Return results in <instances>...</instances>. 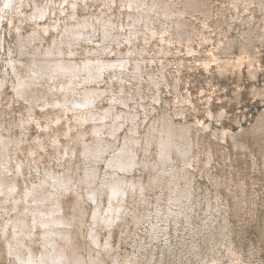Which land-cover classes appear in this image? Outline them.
<instances>
[{"label": "rangeland", "instance_id": "1", "mask_svg": "<svg viewBox=\"0 0 264 264\" xmlns=\"http://www.w3.org/2000/svg\"><path fill=\"white\" fill-rule=\"evenodd\" d=\"M110 1L111 5L113 4L111 9H106L100 2L90 1L89 5L92 8L91 10L88 9L90 14L93 12L101 13L105 9L106 13L117 17V20H125L126 26L131 19L127 16V10L135 16L139 15L138 10H131L130 8L125 10L121 0ZM125 1L127 2V0ZM169 1L174 3L178 10L192 7L191 13H188L189 15L187 14L184 20L186 25L182 23L181 26H178L174 16L166 17L162 9ZM173 1H149L151 4L159 5L158 8L156 7L158 12L152 13L155 18V27L158 31H163L164 26H171L169 35L163 37L150 35L148 45L146 40L140 41L141 43L138 41L135 46L136 49L140 47L137 53L133 50L130 53L128 46L121 47L123 53L119 52V48L112 51L113 48L111 47L108 49L112 51L111 53L106 51L103 54L109 59H115L126 54V56H131L132 59L140 62V68L137 70L134 65L135 61H133V70H125L122 81L115 78L116 73L111 74L116 91L119 90L117 86L121 83L125 88L126 94H122V96L125 98L126 104L111 103L109 98L112 95L102 90L103 97L96 102L98 108L111 106L113 111H119L122 115L128 111L139 112L138 117L125 121L124 127L119 132L117 131L115 137L109 136L110 141L114 139L116 145L110 151L113 152L118 147H122L124 137L133 134L130 129L138 131L136 136L141 134V136L153 138L154 134L158 133V128H163L166 123L171 126L187 127L186 139H181L190 148L188 156L190 164L186 166L188 168L187 173L182 172L185 167L184 163L179 160L180 154L174 152L172 155L177 158L175 164L180 165V173L176 174L175 179L178 184L177 188L190 190L193 194L192 198L194 201L196 200L195 203L198 208L196 209L199 213L196 214L194 231L203 229L199 233L206 232V226L200 219L206 215L210 217L208 214L212 209L214 218L216 217V220H220L221 224L227 226L225 229L222 228L224 230H220L226 234L232 232L229 233V237H226L237 250L236 264H264V145L260 137L257 136L263 130V126L262 128L260 126L264 123V1L255 0L256 3L254 0ZM60 3H66V0H56L57 6ZM84 3L81 4L85 5ZM32 5L34 6V3ZM33 6L27 8L29 14L35 10L38 11L36 6L34 7L35 10ZM240 9L241 11H239ZM88 10H84L82 7L78 8L81 16L89 17ZM231 11L233 12L231 13ZM144 13L146 12L144 11ZM51 16L54 17L53 14ZM104 16L105 14H102L103 18ZM97 24L99 23L97 22ZM254 24L255 26H253ZM23 32L26 40H28V35L34 34L30 26ZM42 34L44 35V32ZM19 40L16 29L5 20L0 26V68H3L2 73L5 69L4 64L8 63L6 57L11 55L9 48L12 47L13 50H16ZM52 40L51 35H45L44 41H47L46 43ZM3 43L6 45V52ZM87 43L88 41L83 39L82 45L79 46L78 44L74 54L66 49V52L69 53L58 55V57H61L62 62L72 63L70 60H75L78 62L75 64L82 65L90 51H87ZM107 43H112V41ZM114 45V47H118V44ZM19 57H27L25 50L19 54ZM42 57L44 56H39V58ZM110 68L112 67H108L107 72H112ZM129 68L131 67L129 66ZM10 71L11 77H14L11 69ZM142 73L143 75L140 76ZM41 74L44 77L43 80L33 85V91L32 89L28 91L32 95L31 100L19 95L11 84H5L2 89L3 92L0 93V134L8 136L12 140L9 142L7 157L3 159L4 153H0L6 167L3 169V177L10 185L15 186L14 196L21 197L15 203L13 200L4 202L3 196H0V264H14L15 261L21 264L18 261V254L14 256L9 253V243L18 248L20 254L29 252V250L23 251L24 245L11 238V232L7 231L4 234L2 230L8 219L23 216L25 195L31 188L41 189V184L44 183L45 178H50L48 177L50 174L52 177L59 176L69 179L71 177L76 183L81 184L82 203L78 205V208L83 206V216L81 215L82 217L79 218L76 215V219L79 218L78 222H75L74 227L71 226V229H68L71 230L70 244L83 258V264H122L115 262V257H120L122 262L127 255L132 256V254L142 255L140 259L143 261L151 260L158 261V263L161 261L165 264H178L179 261L175 257L183 256L181 245L178 243L181 239L179 237L187 235L188 232L185 229L186 223L183 222L185 219L182 221V218H179L177 224L173 221L167 222L165 219L163 221V233L160 234V236L163 235L162 238L159 236L158 239H153L152 237L153 226L158 224L157 217L163 214H160V211L165 209V212H168L173 204L170 201V194L171 190L176 187L175 183L168 180L169 174H164L163 171H157L155 168L152 169V165L161 159L156 138H153L154 144L152 143L150 146L145 144L143 147L140 145L136 147L139 149L137 159L141 163L146 160L148 164L146 167L138 164L126 173L132 182L137 183L135 191L125 195L124 200L121 198L120 201H113L115 204L119 202V206L125 204V212L120 210L115 217L111 218L110 216L107 219L108 223L111 220L114 221L113 227H108V223L103 221H101L100 226L95 224L100 231L99 240L103 248L100 245L95 246L91 241L90 233L92 230L90 225L95 220L93 218L95 204L88 198L87 183H82L79 179L86 176V169L92 167L93 164L84 155L85 142H95L91 131L92 124L80 122L73 111L66 110V107L68 108L70 105L69 103L63 106L65 97L73 98L77 95V90L73 89L75 86L57 81L56 77H49L42 72ZM150 75L155 77L160 75L161 83L157 86L158 88L153 85ZM142 77L147 78V81L142 80ZM45 78L51 83L54 82V86H51L54 87L53 93H48V99L53 104H44L39 93L42 89L51 91L49 88L45 89L47 88V84L45 86L43 84ZM15 79L17 78L15 77ZM101 80H104V82L101 81L103 90L109 86L106 81L110 85L112 84L110 75H106ZM89 85H94V82L89 83ZM37 89L41 90L37 91ZM77 89L79 92L82 91L81 88ZM56 92H66L65 96L62 95L61 102H58L59 105L53 100V94ZM70 107L72 106L70 105ZM82 111L85 113L84 110ZM146 112L149 115H146ZM108 121L110 122L111 119ZM242 129L243 131H241ZM149 133L150 135H148ZM111 152H108L107 155H113L114 152ZM107 170L113 171L102 160L98 166V173L102 178H98L94 184L104 188L100 189L104 190V195L102 194V198L99 197L98 199L103 202L101 205L105 207V211L104 209L103 211L106 216L108 214L107 207L110 206L109 202L111 201L107 194L110 189L103 187L102 179ZM118 173L125 175L121 170ZM155 177L156 179H154ZM50 181L54 182L55 179L51 178ZM139 189L144 192L141 196L136 194ZM82 198L85 199V203ZM78 200L75 192H68L60 198V205H64L68 218H73L74 203ZM159 203L162 204V207L157 211V204ZM218 207L221 213L216 210ZM171 208L176 209L175 207ZM58 215L60 216L61 213ZM8 226L10 230L12 225L9 224ZM95 226L92 225V227ZM43 230L44 228L41 226L36 228L31 242L30 238L26 237L33 251L38 254V259L42 251L46 249V245L43 244L44 236L42 233L40 234ZM169 235L171 236L169 237ZM191 235L192 233L189 236L190 242L204 245L203 234L197 235L195 238H192ZM216 236L215 244L220 238L222 241L224 240L225 244L229 243L226 237L224 239L221 235L218 236V232H216ZM58 240L59 242L62 241L61 239ZM108 240L112 244L109 245L111 247L109 252L106 248ZM181 240L183 241V239ZM219 247L222 248V251L226 249L223 245H219ZM141 248L143 249L140 250ZM68 250L71 251V249ZM211 251L209 250L206 255L207 260L212 259L214 252ZM98 255L100 259H91L95 256L97 258ZM197 260H193V264H199ZM226 261L227 264H230L228 259Z\"/></svg>", "mask_w": 264, "mask_h": 264}, {"label": "bare ground", "instance_id": "2", "mask_svg": "<svg viewBox=\"0 0 264 264\" xmlns=\"http://www.w3.org/2000/svg\"><path fill=\"white\" fill-rule=\"evenodd\" d=\"M90 1L94 3L100 2L102 5L105 6L106 9H111L113 5V4L111 5L110 0H81V1L66 0V3H60L59 6H57L56 0H43V1L42 0L41 1L40 0H0V26L6 20L11 24L12 27H14V29H16V31L18 32V37L20 38V40L18 41L19 44L16 43L17 44L16 50H13L12 47L9 48V52L11 55L9 57H6V60L8 59L7 61L8 63L4 64L5 69L3 70L4 71L3 73H2L3 68H0V93L3 92L2 89L5 84L8 85L11 84L15 88V90L19 93V95L23 96L25 99L31 100L32 95L29 94L28 91L30 89H32L33 91L34 90L33 85L38 84L39 81L43 80L44 77L42 76L41 72L44 75L47 74L49 77L52 78L56 77L55 79L57 81L65 82V84L70 83L73 86H75L73 87V89L75 88L77 90L78 92L77 95H75L73 98L65 97L66 100L63 106H66L69 103L72 107L68 105L69 107L68 108L66 107V110L73 111L75 113V117L80 122H89L92 124L91 131L95 139V142L94 143H89L88 141L85 142L84 155L85 158H88L89 161L93 164L92 167L86 169L85 171L86 176L84 178L81 177L79 181H81L82 183H87L88 198H90L95 204L94 206L95 211L93 216L95 220L90 225V228L92 230L90 233L92 237L91 241L95 244V246L96 245H100V247L103 246L102 244H100V240H99L100 231L96 228L95 224L100 226L101 221H103L104 223L105 222L108 223L107 219L110 216L111 218H113L115 217L118 211L120 210L124 211L125 204L122 205L120 204L119 206L118 205L119 202L115 204L113 201L114 200L120 201L121 198L124 200L126 197L125 195H128V193H133L136 189L137 183L132 182L131 179L126 175V173L130 172L138 164H141L143 167H146V165L148 164L146 160H144L141 163V161L137 159L139 157V149L136 148L137 145L143 147V145L147 144L148 146H150L154 141L153 138H156L157 139L156 145L160 149L159 152L161 154V159L160 160L158 159V161H156L155 164L152 165V169L155 168L157 171H163L164 174H169V177H167L168 180L171 181L172 183H175L176 187L173 190H171L170 201H172L173 203L171 207H175L176 209L173 210L170 207L168 212H165V209L160 211V214L161 213L163 214L157 217L158 224L156 226H153V233H152L153 239H158L160 234L163 233V228H164L163 221L165 219L167 222L173 221L177 224V222H179L178 219L182 218L181 219L182 221L183 219H185V221L183 222L186 223L185 229L188 232L187 235L179 237V239L180 238L183 239V241L180 239V241L178 242L181 245V250H182L181 253L183 254V256L178 255L175 257L176 260L179 261L178 264H185V262H187V264H193L194 263L193 260H197V259L199 264H227L226 259L230 261V264H236L235 260L238 259L237 250H235V248L231 244L232 242L227 238L229 237L230 232H228L227 234L224 233V231L222 232V230L227 228V226L226 224H221L220 220L219 221L216 220V217L214 218L212 209H210L209 211L210 213L208 214L210 217H208L207 215L204 216V218L199 217L201 218L200 221L204 222L206 226L205 228L206 232L201 233L203 234L204 237V245L201 246V245H197L196 242H190V237H189L190 234L192 233L191 235L192 238L193 237L195 238L197 237V235H201L199 231L201 232L203 229L199 226L202 230L194 231V229L196 228L195 227L196 214L199 213L197 210L198 208L196 207L197 205L195 203L196 200L194 201V199L192 198L193 194L190 190L188 189L183 190L177 188L178 184L175 179H176V174L180 173L179 170L180 165L175 164V159L177 158L172 155L174 152L180 154L181 158H179V160L180 162L184 163V167H185L182 170V172L187 173L188 168H186V166H189L190 164V158H188L190 148L189 146L186 145L185 142L181 140V139H186L188 132L187 127H178L173 125L171 126L169 123H166L163 126V128H158V133L154 134L153 138H151L150 136L144 137L141 136V134L139 136H136L138 131L135 129L134 130L130 129V131L133 132V134L124 137V143L122 144V147H118L116 150L113 151L114 152L113 153L110 150L114 148L116 145L114 139L113 141L112 140L110 141L109 136L115 137L119 132V130H121L124 127L125 121L126 120L129 121L130 119H134L135 117H138L139 112L132 113L131 111H128L122 115L119 111H113L114 109L111 106L107 108L105 107L98 108L96 104L98 99L103 97L104 91L112 95V97L109 98V101H111V103H115L117 105L118 103L126 104V101H124L125 98H123L122 96V94L124 95L126 94V90L121 83L117 86V89L119 88V90L116 91V87H114L115 84L113 83V77L111 76V74L116 73L115 78L118 81H122L123 73H125V70L132 71L134 65L137 68V70L138 68H140V62L132 59L131 56L130 57L126 56V54L125 56L117 57L115 59H109L108 56H103V54L106 51H108V53H111L112 51H115L118 48L120 49L119 52L123 53L121 47H128V46L130 53L132 52V50L135 53H137L139 52V48H140V47H138L137 49L135 48L138 41L139 43H141L140 41L146 40V44L148 45L150 43V35L152 37H156V36L163 37L167 34L169 35L171 33V26L169 25L167 27L164 26L163 27L164 29L162 28L163 31H158V29L155 27L156 26L155 18L152 13L158 12V9L156 10V7L158 8L159 5L154 3L151 4L149 2L150 0L149 1L127 0V2L125 0H121L122 6L125 10L130 8L131 10L132 9L138 10L139 12V15L135 16L133 13H129L127 10V16L131 17V19L127 22V26L125 20L123 21L120 20L122 21V24H120V21L117 20V17L115 18L112 16V14L106 13L105 9H103L101 13L93 12L92 14H90L89 10L92 9L91 6L89 5ZM116 1L117 0H112V2H116ZM33 3L34 6L32 5ZM81 3H84L85 5H82ZM254 3H256L255 0ZM64 4L66 5L62 7ZM32 6L34 10H35L34 7L36 6L38 11L36 12L35 10L34 12H31L29 14L27 8L30 7L32 8ZM79 7H82L84 10L89 9L88 11L90 16L89 17L81 16L80 13L78 12ZM190 10H192L191 6L187 7L185 10H178L175 7V4L170 1L168 2V4L163 6L162 9L166 17L174 16V19L178 26H181L182 23L183 24L185 23L184 25L187 24L184 20L187 17L186 15L188 13H191ZM144 11L146 13H144ZM239 11H241V9ZM232 12L233 11H231V13ZM52 14L54 15V17L51 16ZM102 14H105L104 18L102 17ZM217 15L219 16V14ZM205 19L207 20V18ZM94 20H96L99 24H97V22H95ZM208 20L210 21V19ZM28 26L31 27V30L34 31V34L28 35L27 36L28 40H26L25 39L26 36L23 30H25ZM253 26H255V24ZM43 32L44 35L42 34ZM48 34L52 36L53 40L49 43H46L47 41L46 42L44 41L45 35ZM83 39L84 41H88L87 51L90 50L88 52L89 55L86 57V61L82 65L75 64L78 63L75 60H70L72 63L62 62L60 59L61 57H58V55L69 53L68 51L66 52V49H68L70 53L74 54V52L78 48V44L79 46L82 45L81 43ZM111 41L112 43H107ZM114 44H118V47L117 48L114 47L115 46ZM3 45L5 47V52H6L5 43H3ZM111 47L113 48V50L112 51L108 50ZM23 50H25V52L27 53V57H26L27 60L26 58L19 57V54H22ZM39 56H44V57L39 58ZM133 61H135L134 65H133L134 63ZM48 66H50L49 70H47ZM129 66L131 68H129ZM108 67H112L110 68L112 69V72H107ZM10 69L12 70L14 77L13 76L11 77ZM118 72H120V74H117ZM106 75H110L112 86L108 81H106V84L109 86H107V88L103 90L101 81L104 82V80H101V78H104ZM142 75L143 73L140 76ZM15 77L17 79H15ZM159 78L160 75L158 77H155L154 75L151 76L150 80H152V83L155 87L159 86L161 83ZM142 80L147 81V78L142 77ZM93 82L94 85L90 86L89 83H93ZM95 83H97V85H95ZM43 84L44 86L45 84H47L46 85L47 88L45 89L49 88L51 89V91L47 90L48 91L47 92L44 89L42 90L37 89V91L41 90V92L39 93L43 99L44 104L46 105H48L49 103L53 104L52 101L51 100L49 101L48 99V93L49 92L53 93L54 87L52 88L51 86H54V82L51 83L47 78H45ZM55 86L56 88H58L57 85ZM77 88H81L82 91L79 92ZM101 90L103 92H101ZM66 92H62V93L56 92L55 94H53L54 96L53 100H55L58 104V102H61L60 99L62 98V95L65 96ZM260 92L262 91L260 90ZM125 97L127 99V96ZM82 110H84L85 113ZM113 115H115L116 117H114ZM146 115L149 114H147L146 112ZM108 119H111V121L109 122ZM262 126L264 130V123L261 124L260 128H262ZM263 130L260 131L257 134V136L260 137V140L264 145ZM241 131H243V129ZM148 135H150V133ZM9 142H12L10 137L0 134V153H4L3 159L7 157L6 154H7V149L9 148ZM108 152L113 153V155H107ZM3 159L0 156V166L2 168V169L0 168V196L1 195L3 196L2 199L4 202H8V201L11 202L13 200V202L17 203L21 199V197L14 196L15 186L10 185L3 177V171H4L3 169L6 168ZM102 160H104L108 168L113 169V171L107 170L105 177L102 179L103 187H107V189L108 188L110 189V190L108 189L109 191L107 193L109 199L111 200L109 202L110 206L107 207L108 208L107 216L104 215L105 207L101 205L102 201L98 199L104 193V190H100V189H104V188H102L101 186L100 188L99 185H94L97 182L98 178L99 179L102 178L98 173V166ZM95 164H98V166H95ZM119 170L123 171L125 175H120L118 173ZM53 175L56 176L55 174ZM48 177L50 178L47 179L45 178L44 183L41 184V189L31 188L29 192H27V194L25 195L24 209H22L23 216L22 217L15 216L14 218L8 219L2 230L4 234H6L7 231L9 233L11 232V238L15 242L24 245L23 251L29 250V252H24L20 254L18 252V248H15L12 243H9L8 244L9 253H11L14 256H17L18 254L17 256L18 261L21 264H83L82 263L83 258L79 255L77 251H75L72 244H70L71 230H69L71 229V226L74 227L76 225L75 222H78V219L83 216V212H84L83 206L81 208H78V205L82 203L81 202L82 194L80 193L81 184L76 183L74 178L71 177L70 179L66 177L61 178L59 176L52 177L51 174ZM51 178L55 179V181L54 182L50 181ZM154 179H156V177ZM129 189H131V191H129ZM68 192H75L77 194V197L79 198V200L74 203L73 218H68V215L65 213L64 210V205H60L61 204L60 198L63 197ZM136 194L141 196L144 194V192L142 189H139L136 191ZM84 201L85 199L83 200V202ZM157 205H158L157 211H159V208L162 207V204L159 203ZM220 208L219 207L218 209L216 208L218 213H221ZM60 213L61 215L59 216L58 214ZM76 215H78L79 218L76 219ZM112 221L113 220L109 221V223L107 224L108 227H111L114 224V221L113 222ZM9 224L10 226L12 225L11 229H13V231H11V229L10 230L8 229ZM92 225H94L95 227H92ZM40 226L44 228V230L40 232V234L42 233L44 236L43 244L46 245L45 246L46 249L42 251L40 258L38 259V254H36L33 251V248L27 242L26 237L30 238L29 240L31 242V240L33 239L32 236L35 235V229L39 228ZM101 227L103 229V226ZM223 227L224 229H222ZM216 232H218V236L221 235V237H224V239L227 236L226 238L228 239L229 243L225 244L224 240L222 241L220 238L218 240V243L216 241L215 244V240L217 239ZM170 236L171 235H169V237ZM58 239H61L62 241L59 242ZM109 245H112L110 243V240L106 242V248L108 252L111 249ZM219 245L225 246L226 249L222 251V248L219 247ZM143 248H141L140 250H142ZM68 249H71V251H69ZM209 250H212L214 254L211 257L212 259L207 260L208 258L206 257V255ZM140 257H142V255L132 254V256L127 255L122 262L120 260V257L117 258L115 257L114 261L122 264H165L164 262L162 263L161 261H159V263L158 261H151V260L143 261L140 259ZM91 259L92 260L100 259V257L98 255L97 258L95 256L94 258ZM14 264H18V263L15 261Z\"/></svg>", "mask_w": 264, "mask_h": 264}]
</instances>
